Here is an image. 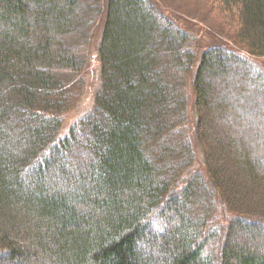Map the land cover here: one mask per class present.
<instances>
[{
	"label": "trees",
	"instance_id": "16d2710c",
	"mask_svg": "<svg viewBox=\"0 0 264 264\" xmlns=\"http://www.w3.org/2000/svg\"><path fill=\"white\" fill-rule=\"evenodd\" d=\"M205 1L232 44L155 0H0V264H264V0Z\"/></svg>",
	"mask_w": 264,
	"mask_h": 264
},
{
	"label": "rangeland",
	"instance_id": "374dc122",
	"mask_svg": "<svg viewBox=\"0 0 264 264\" xmlns=\"http://www.w3.org/2000/svg\"><path fill=\"white\" fill-rule=\"evenodd\" d=\"M157 4L171 15L178 23L184 28H187L191 34L196 35V39L203 44L222 42L228 43V33H226L221 27L220 23L213 17L210 16L207 11V5L205 0H155ZM218 15V10L215 11ZM214 11L213 14H216ZM217 17V15H215ZM214 18V19H213ZM230 39V38H229ZM264 58V57H262ZM95 55L92 56V62L90 66L89 82L94 79V72L96 69ZM258 86H253V92L258 91ZM86 97H89L87 94ZM258 98V97H255ZM83 102V101H82ZM206 127L210 130L211 138L216 142L222 137L221 132L229 131V128L223 126L222 129L216 124V121L212 116H209L206 121ZM221 129V131H220ZM230 154V155H229ZM228 153H220L217 155L222 164L231 156L229 150ZM226 163V162H225ZM228 165V164H227ZM227 174V172H226Z\"/></svg>",
	"mask_w": 264,
	"mask_h": 264
}]
</instances>
